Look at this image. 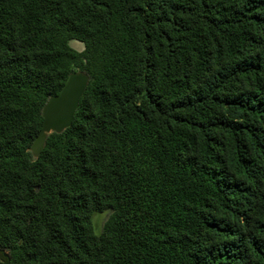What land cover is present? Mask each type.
Listing matches in <instances>:
<instances>
[{
    "label": "trees",
    "instance_id": "obj_1",
    "mask_svg": "<svg viewBox=\"0 0 264 264\" xmlns=\"http://www.w3.org/2000/svg\"><path fill=\"white\" fill-rule=\"evenodd\" d=\"M0 264H264V0H0Z\"/></svg>",
    "mask_w": 264,
    "mask_h": 264
},
{
    "label": "water",
    "instance_id": "obj_2",
    "mask_svg": "<svg viewBox=\"0 0 264 264\" xmlns=\"http://www.w3.org/2000/svg\"><path fill=\"white\" fill-rule=\"evenodd\" d=\"M88 79L82 71L70 73L58 93L48 98L41 111V129L30 147L34 157L39 156L49 133H59L71 125Z\"/></svg>",
    "mask_w": 264,
    "mask_h": 264
},
{
    "label": "rangeland",
    "instance_id": "obj_3",
    "mask_svg": "<svg viewBox=\"0 0 264 264\" xmlns=\"http://www.w3.org/2000/svg\"><path fill=\"white\" fill-rule=\"evenodd\" d=\"M69 45L73 49H75L77 51H81L83 49L82 43H80L78 41H75V40L70 41L69 42ZM78 71H80V70H78ZM106 216H107V212H102V213H99V214L95 215V219H94L95 220V223L94 224H95L96 230H100L101 224L104 221V219L106 218Z\"/></svg>",
    "mask_w": 264,
    "mask_h": 264
}]
</instances>
